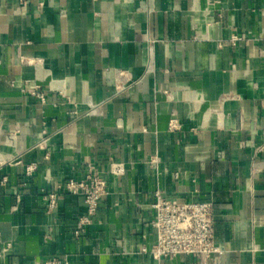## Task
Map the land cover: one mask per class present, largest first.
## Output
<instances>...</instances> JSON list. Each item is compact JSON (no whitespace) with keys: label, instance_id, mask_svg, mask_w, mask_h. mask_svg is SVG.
<instances>
[{"label":"crops","instance_id":"1","mask_svg":"<svg viewBox=\"0 0 264 264\" xmlns=\"http://www.w3.org/2000/svg\"><path fill=\"white\" fill-rule=\"evenodd\" d=\"M157 193L221 252L154 257ZM49 261L264 264V0H0V264Z\"/></svg>","mask_w":264,"mask_h":264},{"label":"built area","instance_id":"2","mask_svg":"<svg viewBox=\"0 0 264 264\" xmlns=\"http://www.w3.org/2000/svg\"><path fill=\"white\" fill-rule=\"evenodd\" d=\"M176 127V120L171 119L170 128L175 129ZM35 169L34 163L28 165L26 174L32 175ZM120 170L121 168L117 167L115 172ZM64 190L71 194L84 196L86 213L79 221V227H82L89 223L97 213L99 202L107 192V182L103 176L94 174L87 176L84 180H67ZM153 206L156 211L153 227L157 237L151 250L154 257L165 258L187 254L208 261L221 252L214 241V217L211 202L178 201L157 193ZM49 207H56V193H51ZM46 264L64 263L49 261Z\"/></svg>","mask_w":264,"mask_h":264}]
</instances>
